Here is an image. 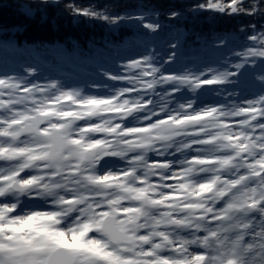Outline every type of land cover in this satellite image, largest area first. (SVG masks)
Instances as JSON below:
<instances>
[{
	"label": "snow or ice",
	"instance_id": "1",
	"mask_svg": "<svg viewBox=\"0 0 264 264\" xmlns=\"http://www.w3.org/2000/svg\"><path fill=\"white\" fill-rule=\"evenodd\" d=\"M35 4L21 11L59 6ZM66 7L131 25L143 50L123 73H103L116 82H105L106 97L38 83L32 68L0 74V264H264V0L191 9L258 18L254 44L233 51L223 71H172L180 44L161 47L157 6ZM250 73L259 82L251 99L234 90ZM197 89L226 95L205 104L187 95Z\"/></svg>",
	"mask_w": 264,
	"mask_h": 264
},
{
	"label": "trees",
	"instance_id": "2",
	"mask_svg": "<svg viewBox=\"0 0 264 264\" xmlns=\"http://www.w3.org/2000/svg\"><path fill=\"white\" fill-rule=\"evenodd\" d=\"M83 1L95 2L91 6H99L100 10L105 5V0H73L76 5ZM68 2L58 0L59 6L49 5L44 11L37 10L29 17L21 11V6L35 8V0H0V54H5L3 41H16L21 48L15 52L20 62L24 55H36L47 65L62 62L69 67L105 72L113 66L122 68L127 57H133L139 52V47L143 50L131 25L116 27L98 20L93 23L89 20L82 22L81 19L75 21L74 13L66 7ZM198 2L203 3L204 0H112L117 5L116 11H123L131 3L157 6L164 13L160 17L165 26L161 41L164 44V40L171 38L173 42H179V48L188 56V60L179 64L183 69L185 65L188 68L192 65L204 67L210 65L207 62L224 61L232 58L233 51L240 52L245 45L254 44L247 37L251 34L250 24L256 23L257 17L193 12L191 9ZM170 8L181 11L183 15L169 20L167 12ZM197 40L199 42L194 43ZM218 70L224 69L219 66ZM250 76L251 73L241 77V83L250 82ZM242 89L247 90V86Z\"/></svg>",
	"mask_w": 264,
	"mask_h": 264
},
{
	"label": "rangeland",
	"instance_id": "3",
	"mask_svg": "<svg viewBox=\"0 0 264 264\" xmlns=\"http://www.w3.org/2000/svg\"><path fill=\"white\" fill-rule=\"evenodd\" d=\"M94 3L95 2L88 3V2L83 1V2H79V6L82 7V8H85V7H89L90 5H92ZM73 19L75 21L77 19H81L82 22H85L86 20H89L91 23H93V21L95 20V19H92L90 17L78 16L76 14H74ZM97 24H99V22ZM138 49H139V52L142 51L140 47ZM139 52H137L133 57H135L137 59H140V56L138 54ZM181 55H180V58H182ZM187 60H188V58H187ZM16 61L18 63L17 57H16ZM178 61H180V60L178 59ZM124 62H125V59L122 61V63H124ZM180 62H176L174 65L171 66L172 67V71H183L184 70L183 68L179 67ZM220 62H222V63H220ZM220 62H214L212 65H207V66H210L212 68H214V66H215L216 69H218L219 66H222V69H224V67H223L224 61H220ZM6 63L7 62L5 60L4 65H1L0 64V74H7L9 76H12L9 73L8 65ZM56 63L57 62H53L52 65H47V64H44L43 62L41 64L39 61L34 60L32 62L29 61L28 63H26V65H24V64L23 65H19L18 64V66L20 68V71L23 72L21 75H24L25 74V70L26 69H29V68L35 69V72L33 73V76L36 78V81L38 83H41V84H44L46 82H56L59 85H61L64 90L77 89V90H80L82 92V94H84V95H98V96H105L106 97L107 94L111 91V89L106 88L104 86L105 85V82L108 85H111L110 83L107 82L106 77H104V79L102 80L101 73H98V74L96 73V75H93L92 74V72H96V71L97 72L99 71V72L104 73L103 71L98 70V69H94V70L91 69L89 71L86 68H83L82 69L80 67H77L78 69H81L82 70L83 77H82L81 80H74V79H71L70 77H68L66 75H59V74H57V72L55 71V65H56ZM125 63H127V60H126ZM65 67H66V65H65ZM66 68H68V67H66ZM197 68H203V67H200L198 65H196V66L192 65V67H189V69H191L193 71H195ZM69 69L75 71V69L73 67H69ZM78 69H76V71H79ZM84 69L87 70V71H89V72L85 71ZM117 69H119L121 71V73H123L124 71H126V70H124L123 66H122V68H118L116 66H113V67H110V69L108 71L114 72ZM166 74H168V73H166ZM148 79H150V77ZM112 83H116V82H113L112 81ZM245 83L246 82L241 83L234 90L236 92H243L244 95H247L248 98L251 99L252 98L251 93H254V92L258 91L259 82H258V80L254 79L252 76H250V82H248L246 84ZM243 86H247V90H243L242 89ZM211 87H223V86H207V85L203 86V88L205 90L208 89V88H211ZM200 92H201L200 89H197L195 92H193L191 90H188L187 91V95L189 97H195ZM203 93L204 94L207 93V97H205L202 94H200L199 95V100L200 101H203L205 104H214L217 100L223 99L224 95H226V93H225V94H223L221 96H217L215 93H208L207 91H204ZM176 95L179 96L180 94L177 93ZM62 103L67 104L66 101H62ZM73 108L74 109H77L78 106L73 107ZM78 123H81L82 124L83 122L81 121V122H78ZM0 163H2V162H0Z\"/></svg>",
	"mask_w": 264,
	"mask_h": 264
},
{
	"label": "bare ground",
	"instance_id": "4",
	"mask_svg": "<svg viewBox=\"0 0 264 264\" xmlns=\"http://www.w3.org/2000/svg\"><path fill=\"white\" fill-rule=\"evenodd\" d=\"M213 63H214V62H210V63L207 62V64H210V65H212ZM66 67H68V65H66ZM77 67H78V66H77ZM56 70H57V69H55V71H56ZM75 71H76V69H75ZM57 72H58V73H63L64 71L58 69Z\"/></svg>",
	"mask_w": 264,
	"mask_h": 264
}]
</instances>
